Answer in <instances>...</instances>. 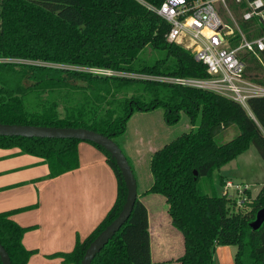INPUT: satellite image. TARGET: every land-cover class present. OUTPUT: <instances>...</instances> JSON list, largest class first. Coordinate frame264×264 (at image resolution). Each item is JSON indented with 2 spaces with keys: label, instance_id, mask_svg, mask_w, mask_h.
Returning a JSON list of instances; mask_svg holds the SVG:
<instances>
[{
  "label": "trees",
  "instance_id": "trees-1",
  "mask_svg": "<svg viewBox=\"0 0 264 264\" xmlns=\"http://www.w3.org/2000/svg\"><path fill=\"white\" fill-rule=\"evenodd\" d=\"M161 1L0 0V57L28 60H0V122L87 127L113 139L135 110L159 106L166 123L183 111L194 126L151 152V182L143 190L166 202L169 221L182 237L178 264H212L213 248L220 244L235 246L234 264H264V220L256 229L249 226L255 210L264 205V181L236 208L234 197L212 187L203 192L197 183L199 176L209 177L249 144L264 162V96L248 97L247 111L212 90L155 78L207 75L189 49L165 39L169 24L154 10ZM245 4L229 1L237 24L248 37L264 33V23L255 16L241 17ZM232 38L233 43L237 35ZM259 55L263 65L251 53L240 52L245 74L264 83V49ZM230 124L237 127L236 134L216 142L214 136ZM78 141L102 152L115 176V196L71 249L46 254L70 264L79 263L88 242L124 201L126 188L114 158L89 139L0 135V147L40 157L47 165L44 177L78 165ZM19 208L0 210V244L10 264H25L35 251L21 240L29 225L11 217ZM89 264H151L147 211L138 197Z\"/></svg>",
  "mask_w": 264,
  "mask_h": 264
},
{
  "label": "crops",
  "instance_id": "crops-1",
  "mask_svg": "<svg viewBox=\"0 0 264 264\" xmlns=\"http://www.w3.org/2000/svg\"><path fill=\"white\" fill-rule=\"evenodd\" d=\"M243 151L223 165L238 158ZM77 157L75 168L44 177L47 165L40 157L17 152L16 147H0V210L22 207L13 211L11 217L20 225H29L21 240L24 246L35 251L25 264H70L46 254L71 249L75 239L90 232L114 199L115 176L102 152L90 143L78 141ZM220 177L222 181L231 179L225 172ZM144 189L136 192V197L147 211L151 264L157 261L178 264L182 237L180 246L171 241L177 237L169 227L172 224L163 208L164 198L157 193L143 192ZM244 194L247 196L245 190ZM234 251L233 244L215 245L212 264H234ZM152 254L158 257L153 258Z\"/></svg>",
  "mask_w": 264,
  "mask_h": 264
},
{
  "label": "built area",
  "instance_id": "built-area-1",
  "mask_svg": "<svg viewBox=\"0 0 264 264\" xmlns=\"http://www.w3.org/2000/svg\"><path fill=\"white\" fill-rule=\"evenodd\" d=\"M227 1L230 0H162L154 7L155 12L169 24L165 39L177 42L180 35L188 36L192 41V48L189 49L192 56L204 64L207 72L202 77L163 75L155 78L212 90L238 102L249 111L247 98L264 96V83L252 80L245 74L240 52L251 53L263 65L259 50L264 49V33L248 37L236 22L234 29L229 28L215 6L219 3L226 7ZM232 1L238 3L241 0ZM240 15L243 19L255 16L264 23V0H246ZM235 34L237 39L232 43ZM0 60L28 61L11 57H0ZM89 69L101 73L112 72L99 67ZM221 186V194L234 197L236 205L242 204L247 183H234L227 178ZM229 188L234 189L235 195L228 193Z\"/></svg>",
  "mask_w": 264,
  "mask_h": 264
},
{
  "label": "rangeland",
  "instance_id": "rangeland-1",
  "mask_svg": "<svg viewBox=\"0 0 264 264\" xmlns=\"http://www.w3.org/2000/svg\"><path fill=\"white\" fill-rule=\"evenodd\" d=\"M215 6L222 21L226 23L229 28L234 29L237 20L236 15H234L229 5V1L226 2V7H222L219 3H216ZM177 42L187 49L192 48V41L186 35H180L177 38ZM120 74L129 75L127 72H121ZM193 126L194 125H191L183 111L179 112L178 119L174 122H164L162 108L159 106L148 110H135L129 115L123 131L115 135L113 140L125 155L132 169L137 193L141 189L146 188L151 182V173L148 168L151 152L179 133L191 129ZM236 132L237 127L234 124H230L220 130L214 136V139L216 142H223L236 134ZM234 166L236 167L233 168ZM233 169L237 170V173H233ZM221 172H225L234 183L243 184L246 182L251 197H253L264 181V162L258 155L255 147L249 144L247 149H245L238 158L221 167L214 168L209 177L199 176L197 182L199 188L203 192H209L210 187H212L217 194H221L222 186L219 181ZM228 193H233V195H235L234 189L231 188L228 189ZM248 198H250V196L245 197V199ZM236 207H241V205H236L235 202L233 208ZM163 208L164 210L166 209L165 203L163 204ZM169 227H171L170 229L177 237V239L171 238V241L173 243L176 242L177 245L180 246V232L172 225ZM152 256L154 258L156 255L152 254ZM160 262L157 261L156 263L159 264Z\"/></svg>",
  "mask_w": 264,
  "mask_h": 264
},
{
  "label": "water",
  "instance_id": "water-1",
  "mask_svg": "<svg viewBox=\"0 0 264 264\" xmlns=\"http://www.w3.org/2000/svg\"><path fill=\"white\" fill-rule=\"evenodd\" d=\"M0 135H25L40 137H74L89 139L103 145L114 158L115 164L124 181L126 192L124 201L117 214L100 230L86 245L78 264H89L93 255L102 247L112 233L128 216L136 198V183L132 169L121 149L110 137L87 127L40 125L31 123L0 122ZM264 220V205L255 210L254 217L249 221L252 229L258 228ZM1 264H10L6 250L0 244Z\"/></svg>",
  "mask_w": 264,
  "mask_h": 264
}]
</instances>
